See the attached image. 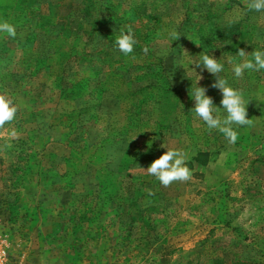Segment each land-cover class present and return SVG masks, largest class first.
<instances>
[{
    "label": "rangeland",
    "instance_id": "1",
    "mask_svg": "<svg viewBox=\"0 0 264 264\" xmlns=\"http://www.w3.org/2000/svg\"><path fill=\"white\" fill-rule=\"evenodd\" d=\"M103 2L0 0L17 33L0 37V92L18 107L0 129V240L13 264H264V71L235 78L227 62L264 50V13L247 0H156L120 28L141 50L114 47L112 65L88 59ZM202 51L249 102L235 144L191 112L197 74L222 99L211 74L188 67ZM118 57L133 86L116 77ZM161 147L187 154L190 180L164 187L145 171Z\"/></svg>",
    "mask_w": 264,
    "mask_h": 264
},
{
    "label": "clouds",
    "instance_id": "2",
    "mask_svg": "<svg viewBox=\"0 0 264 264\" xmlns=\"http://www.w3.org/2000/svg\"><path fill=\"white\" fill-rule=\"evenodd\" d=\"M247 10L254 13H264V0H247ZM16 26L8 20L0 19V37L15 38ZM138 44L132 29L120 30V34L114 40V46L125 56L132 55ZM144 53L149 52L148 47L143 48ZM250 56V59H237ZM232 65L231 72L235 78L242 77L246 72L264 71V50H256L251 54H246L244 50H238L235 56H231L227 61ZM206 70L214 77L211 87L218 89L222 95L220 106H217L213 99L207 95L208 89L201 87L199 81L201 76L190 66ZM195 72L199 79L194 86L190 87L189 96L194 102L191 112L195 117L204 122L209 130H217L229 144L237 143L239 132L237 127L244 128L252 125V119L247 118L248 101L244 93L233 87L229 78L221 75L225 72L224 63L221 58L217 59L212 53L202 51L194 62L188 66ZM18 107L6 92H0V129L5 125L9 126L15 121ZM9 136L15 137V130L9 131ZM162 154L154 159L145 170L153 176L164 187L169 186L174 181H188L192 177V170L188 167V156L185 152L174 148H163ZM0 264L4 261L0 259Z\"/></svg>",
    "mask_w": 264,
    "mask_h": 264
},
{
    "label": "trees",
    "instance_id": "3",
    "mask_svg": "<svg viewBox=\"0 0 264 264\" xmlns=\"http://www.w3.org/2000/svg\"><path fill=\"white\" fill-rule=\"evenodd\" d=\"M117 1L118 0H105V2L102 3L101 7L104 10V14H105V15L103 14L104 15L103 16V22H104L103 24L98 22L97 19L94 16H92L94 21H92V23L90 24V27H93V24H95V28L92 31H90L91 36H93V38H94V34H99V38H98L99 41L95 40L91 43V45H90L91 54H89L88 51L85 52L84 55L89 54L88 59H93V58L103 59L104 58L105 60H107L109 63H111L113 65L114 62H113L112 58L114 56L113 50H114L115 46H114V44L111 45L110 42L115 40L116 34L119 32L120 28L121 27H128V25H130V22L135 21L134 16H135V18L137 17L136 19H139L143 15H141L138 12H141V13L145 12L146 13L148 10H150L149 6H151V5L155 9V11H157L156 10L157 5L155 6L156 0H152L148 3L146 1L145 2L142 1L141 3H139V1H136V0H125L124 5L122 4L123 0H119V2H117ZM123 7H125L126 11H124L122 13V10L124 9ZM160 9H162L161 6H160ZM153 14L154 13H149V14H147V16L149 18H152ZM79 16H80L79 20L81 21L82 17H81V15H79ZM80 21L78 22V25H76V27L80 26V24H81ZM85 21H86V19H85ZM187 23H188V16L185 15V19L180 24V27H183ZM150 25L155 26L154 24H150ZM129 27H134V26L130 25ZM202 40H204V38ZM137 48L141 50L142 47L137 46ZM77 55L78 54H76V56ZM82 59H85V57H83ZM115 62L116 63L118 62V66L115 68V70L117 71L116 77H118L120 80L122 78V80L125 81V78L130 74L131 70L130 71L124 70L123 65L121 64L120 57H118V59H116ZM101 82H104V80H101ZM125 82L129 86L134 85V83H132V82H127V81H125Z\"/></svg>",
    "mask_w": 264,
    "mask_h": 264
},
{
    "label": "built area",
    "instance_id": "4",
    "mask_svg": "<svg viewBox=\"0 0 264 264\" xmlns=\"http://www.w3.org/2000/svg\"><path fill=\"white\" fill-rule=\"evenodd\" d=\"M0 259L4 261V264H13L8 247L2 240H0Z\"/></svg>",
    "mask_w": 264,
    "mask_h": 264
}]
</instances>
